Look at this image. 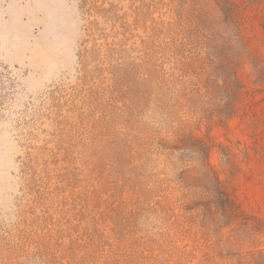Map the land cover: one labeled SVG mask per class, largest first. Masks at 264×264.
Listing matches in <instances>:
<instances>
[{
	"label": "rangeland",
	"instance_id": "374dc122",
	"mask_svg": "<svg viewBox=\"0 0 264 264\" xmlns=\"http://www.w3.org/2000/svg\"><path fill=\"white\" fill-rule=\"evenodd\" d=\"M0 264H264V0H0Z\"/></svg>",
	"mask_w": 264,
	"mask_h": 264
},
{
	"label": "trees",
	"instance_id": "16d2710c",
	"mask_svg": "<svg viewBox=\"0 0 264 264\" xmlns=\"http://www.w3.org/2000/svg\"><path fill=\"white\" fill-rule=\"evenodd\" d=\"M205 181H211L210 175H206ZM216 184H221L219 180H216ZM215 195L217 196V200L212 203V206L215 207L221 215L226 217L237 216L238 209L235 202L229 197V195L220 189V187H216Z\"/></svg>",
	"mask_w": 264,
	"mask_h": 264
}]
</instances>
